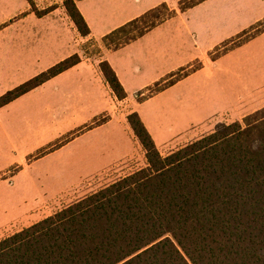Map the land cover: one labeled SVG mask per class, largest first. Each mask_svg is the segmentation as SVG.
Segmentation results:
<instances>
[{
	"label": "crops",
	"instance_id": "0c3cea01",
	"mask_svg": "<svg viewBox=\"0 0 264 264\" xmlns=\"http://www.w3.org/2000/svg\"><path fill=\"white\" fill-rule=\"evenodd\" d=\"M9 1L13 2L12 12L0 25L22 13L25 19L16 22L14 33L6 38L9 51L0 52V97L64 59L78 57L73 66L0 107V219L11 222L2 229L20 222L9 234L52 214L45 211L50 202L65 187L71 188L79 174L103 170L137 143L126 122V110L116 115L121 111L116 106H125L133 94L148 90L182 66L191 68L196 60L202 63L170 87L133 105L157 148H161L215 118L236 115L239 96L213 118H193V110L186 102L181 103L179 94L167 96V101L154 100L184 83V96L190 95L193 87L204 80L214 81V77H220L221 91L239 94L241 86L234 82L237 59L251 61L252 46L257 47L264 66V46L254 44L261 41L264 45V31L219 58H208L224 39L231 40L264 21V0H203L176 12L175 17H182L178 22L167 19L114 48L109 40H103L106 35L151 9L175 3L139 0L141 5L137 6L130 0H75L89 28V34L83 36L69 17L58 15L61 7L35 14L27 0ZM199 7L198 15L191 14ZM188 15L191 18L185 19ZM76 31L78 35H74ZM187 35L199 40L187 46L191 42ZM95 45L103 49L98 56L92 55ZM102 61L115 72L125 98H117L105 80L99 65ZM220 68L226 69L222 75ZM244 75L243 91L255 93L247 66ZM226 83L228 86L222 88ZM260 92L264 94V89ZM246 99L250 101L253 96ZM32 171L34 176L29 173ZM64 172L71 175L64 178Z\"/></svg>",
	"mask_w": 264,
	"mask_h": 264
},
{
	"label": "trees",
	"instance_id": "16d2710c",
	"mask_svg": "<svg viewBox=\"0 0 264 264\" xmlns=\"http://www.w3.org/2000/svg\"><path fill=\"white\" fill-rule=\"evenodd\" d=\"M64 6L78 32L88 35L75 0ZM162 7L167 5L103 40L119 47L142 36L159 18L137 25ZM129 29L137 31L130 35ZM263 31L254 26L239 34L226 51ZM77 61L66 58L8 91L0 107ZM100 68L117 98H125L110 65L102 61ZM127 121L145 165L0 238V264H264V106L241 120L217 123L166 155L137 112Z\"/></svg>",
	"mask_w": 264,
	"mask_h": 264
},
{
	"label": "rangeland",
	"instance_id": "374dc122",
	"mask_svg": "<svg viewBox=\"0 0 264 264\" xmlns=\"http://www.w3.org/2000/svg\"><path fill=\"white\" fill-rule=\"evenodd\" d=\"M27 1L31 5V9L35 12V14H43V12L45 13L50 9L61 7L62 9L61 8L58 9L60 11V13H58V15L64 14L65 16H67V19L69 17L67 12H66L65 6H64L65 0H27ZM170 1L172 3H175L174 6H167L166 8L162 7L161 9L158 10L156 15H152V16L147 17L144 20V22L139 23L137 26L139 28H141L143 25L152 23L153 21H155L154 18H156V17H158L159 19L156 20L157 22L151 28H154L155 26H157L158 24L162 23L163 21H165L167 19H173L172 22L176 23L179 20H181L182 17H180V18L175 17L176 13H172V12L173 11L179 12L181 7L187 6V4L189 2H192L194 0H183L184 3H181L182 0L179 3H178V0H170ZM130 2L135 3L137 6L141 5V3H139V0H130ZM3 3H6L7 5H3ZM12 4H13V2H11L9 0L8 1L7 0H0V21L7 20V16H9L12 12V11H10L11 8H13ZM38 8H40V9H38ZM41 8H44V9H41ZM185 9H187V8H185ZM199 9H200V7L197 8L196 10H194V12L191 14L198 15ZM184 10H182V11H184ZM24 16H25V14L22 13V14L16 16V18H13L10 21L8 20V22H6L5 24L0 25V52L6 53L9 51V47L6 46L5 40H6V38H8L9 35L12 36V34L14 33V31L17 27L15 25V23L25 19ZM188 18H191V15H190V17L188 15V17H186L185 19H188ZM67 19L64 18L65 21H67ZM8 25H10V26L8 27ZM255 26H257L260 30L263 29L264 28V21L262 23L256 24ZM252 27H254V26H252ZM252 27L245 30L244 32L249 31ZM139 28L137 30H139ZM129 30H130V35L135 34L137 31V30L132 31L131 29H129ZM250 33L253 34L254 31H252ZM74 35H78V32L76 31V33H74ZM114 37H116V36H114ZM118 37H119V35H118ZM121 37H124V36H121ZM194 39L198 41L199 37L194 36V35L191 37V36L187 35V41L188 40L191 41V42H189V44L187 43V46L188 45L192 46ZM237 41H238L237 36L231 40H225L224 39L222 44L220 46L216 47L208 55V58L210 60H214L215 58H219V57L227 54L229 51L235 49L236 47L233 49H230L228 51H226V49L231 46L230 44L236 43ZM254 44H261L262 46H264L261 41L255 42ZM111 45L113 48L115 47V44L113 42H111ZM237 47H239V46H237ZM252 47L253 48L250 50L252 52L250 54V56H252V58L250 59L251 61H249V60L245 61L244 58H242V59L238 58L237 59V62L239 64L238 65L239 69L235 70V71H237V72H235V79L237 81L234 79V82L237 85L241 86V92H239V94L237 92L230 94V93H227L225 91H221L219 88L220 77H217V78L214 77V81L213 80H204L200 84V86L193 87L194 90H193L192 94H190V95L184 96V93H185V88H184L185 83H184L182 85H178L172 89H169L161 97L154 100V102L163 101V100L167 101L168 100L167 96L179 94L177 98L182 97L181 103L186 102V105L189 104V110L190 111L193 110L192 113L190 114L193 118H202V117L213 118L215 115H217L220 112V110L225 108L224 107L225 104L229 105V104L235 103V101H236L235 97L239 96V107H238L239 111L236 113V115L232 116V114H230V115L225 114L221 117L213 119L212 122H207L205 125H203L199 129L194 128L195 130L193 133L189 132L188 134L177 139L176 141L171 142L166 146H162L161 148H158L162 155H166L169 152H171V151H173V150H175V149H177V148H179V147H181V146H183V145H185V144H187L193 140H196L203 135H206L207 133L211 132L214 129V127L217 123H220V122L230 123V122H233L236 120H241L245 115L252 113L254 111V109L252 110L253 106L258 107V108H261L262 106H264V94H262L263 97L260 94L261 93L260 90L264 89V75H261V72H264V66H262V64H261V61H262L261 55L259 54V52H257V47L256 46H252ZM91 50L93 51L92 55L98 56L99 53H101V52L103 53V49L101 47H99V45H95ZM242 63H244L245 66ZM201 65H202V63L200 61L196 60L193 62V66L191 68H188L187 65L182 66L179 69H177L176 71L165 75L157 83H155L153 86L149 87L148 90L139 91L136 94H133V97L130 98L128 101H126L125 106L122 104L121 105L118 104L116 106V109L121 110V111L116 112V115L119 113L123 114L124 113L123 110L124 111L126 110V112L124 114H126L125 117H126V122L128 124L127 116L132 112H136L133 108V105L136 102H141L145 99H148L149 97H152L153 95H156L158 92L170 87L176 81L183 79L184 76H186L188 73L194 71L195 69L199 68ZM246 66H247V76L252 75V80H251L252 82L251 83L252 84L254 83V87L252 85L251 86L253 87V89H255L254 90L255 93H252V94H246L245 91H243V87H242V85L246 79V76L244 75V73L246 71ZM224 71H226V69L222 70L220 68L218 72H219V74L222 75L224 73ZM230 71H232V73L234 72L233 69H231ZM227 78H228L227 76L222 77V79H224V80H227ZM227 86H228V83H226L225 85H222V88H225ZM247 95L253 96V99H251L250 101H247V99H246ZM247 102H250V103L248 104ZM245 104H247V105H245ZM201 109H202V112L200 113ZM128 126H129V124H128ZM120 127L122 129L124 128L123 126H120ZM136 142L137 143H134L132 148L130 150H128L125 155L121 156L120 158H113L111 163L108 166H106L103 170L96 172V173H91V174H79L80 175L79 180L74 182L71 188L65 187L62 191L60 190L61 192H59L58 195L53 198V200L50 202L51 204L48 205V207L46 208L45 211H47V213H49V214L53 213L54 211H57L58 209L62 208L63 206H66L67 204L85 196L86 194L93 192V191L99 189L100 187L107 185L108 183H111L112 181L118 179L119 177H122V176L136 170V169L142 168L145 165V153H144V150L141 147V145L137 139H136ZM74 158H69V160H72ZM29 173L32 176H34V171L29 172ZM69 175H71V174L68 173V175H67V172L63 173L64 178H65V176L68 178ZM75 175L77 176V174H75ZM2 179L7 180L8 178H2ZM8 183L10 184L11 181H8ZM19 190L21 192V189H19ZM10 223H11L10 221L0 219V238L9 235L10 231H13V229L18 228L20 225V222H15L14 224H12V227H9L5 230L2 229L4 226H7Z\"/></svg>",
	"mask_w": 264,
	"mask_h": 264
}]
</instances>
